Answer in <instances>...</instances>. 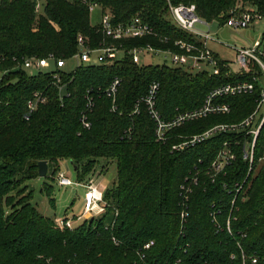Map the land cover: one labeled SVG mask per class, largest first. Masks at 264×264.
I'll return each instance as SVG.
<instances>
[{
    "label": "trees",
    "instance_id": "obj_1",
    "mask_svg": "<svg viewBox=\"0 0 264 264\" xmlns=\"http://www.w3.org/2000/svg\"><path fill=\"white\" fill-rule=\"evenodd\" d=\"M97 1L101 13H112L113 23L138 16L152 27L154 35L115 42L124 50L150 45L182 53L173 45L179 39L199 46L195 36L168 18V4H194L207 22L223 23L237 1L264 15V0ZM42 11L36 18L33 0H0V71L6 72L0 78V264H164L177 258L182 264H242V253L244 264H254L250 257L264 253V123L249 173L240 132L217 133L179 151L171 146L215 124L242 120L255 107L259 86L247 94L218 96V101L229 105L228 113L184 122L165 141H157L142 101L152 82L158 83L156 108L167 120L178 111L202 105L213 88L248 77L226 75L227 61L217 54L220 71L210 74L165 63L137 64L127 51L111 64L27 73L21 67L24 58L49 53L55 59L72 57L78 34L88 39L90 47L103 40L81 0H46ZM114 78L120 82L113 110L105 90ZM87 91L93 105L88 111L90 127L83 128L80 116L86 109ZM34 92H41L45 101L29 111L27 101ZM224 142L233 148L235 158L224 172L212 176L209 167ZM101 158L114 161L117 181L104 190L106 206L97 217L58 229L53 217L44 216L29 202L32 190L24 194L25 182L38 176L40 160L68 159L84 175ZM191 175H197L198 181L180 234L179 190ZM235 183H242L237 193ZM43 190L54 205L52 186L44 182ZM212 211L219 228L211 220ZM228 218L231 233L226 229ZM143 250L144 262L136 255Z\"/></svg>",
    "mask_w": 264,
    "mask_h": 264
},
{
    "label": "built area",
    "instance_id": "obj_2",
    "mask_svg": "<svg viewBox=\"0 0 264 264\" xmlns=\"http://www.w3.org/2000/svg\"><path fill=\"white\" fill-rule=\"evenodd\" d=\"M35 3V10L38 11L42 7L44 0H33ZM81 2L87 7L90 13L94 8H100L97 0H81ZM169 19L179 29L192 34L199 40L198 44L187 43L183 40H174L173 45L184 52L179 53L172 49H159L154 48L150 45L145 46H134L124 50L119 46H116L115 42H121L132 38H140L146 35H154L152 27L143 21L140 17L134 16L126 23H113L112 14L109 11L101 13L100 21L97 24L98 30L103 35V40L97 47H90L88 45V39L83 37L81 34L77 36V51L72 55L73 58L77 59L78 64H98L105 63L111 64L113 61L121 57L124 51H127L132 57L133 62L139 64V54L153 53L155 55H163L164 62L169 60L171 66H183L189 71H203L206 70L210 74H218L220 69L218 66V59L214 56V53L208 48L207 42L214 41L218 42L217 38L207 30H202L197 27V24H205L208 26V22L202 19L196 13L194 4H178L168 6ZM261 15L256 9L250 5H243L241 1H237L234 7L229 10V15L225 19L224 23L234 29L247 27L254 19H260ZM163 41V39H160ZM230 47V46H228ZM234 50V58L231 62L227 61L228 71L226 75L237 74L238 76H247V79L238 78L235 81L227 82L218 87L213 88L205 97L204 102L199 107L178 111L172 118L164 120L157 108L155 103V94L158 88V83L152 82L148 87V92L145 97L142 98L146 110L154 122V133L157 141H165L168 134L172 129L180 126L182 123L192 121L200 118L207 117L213 114H226L229 112L230 107L227 103L220 102L217 100L218 96L222 95H236V94H247L250 93L255 85L259 86V95L256 98V104L253 110L245 116L242 120L236 123H218L210 128L196 134L184 137L181 141L172 144L171 150H182L190 145L197 142H201L214 134L225 133V132H240L243 136L242 141V157L248 161V173L252 169L253 153L256 137L264 123V37L261 36L259 40H255L252 44L243 47H230ZM118 53H122L118 57ZM63 58L55 59L53 55L47 57H27L22 61V68H33L40 71V69L55 70L61 69L65 65ZM50 61H53L54 68L51 67ZM77 64V65H78ZM232 64L235 67H232ZM52 77L55 82L60 81L58 72H53ZM120 80L114 78L110 85L106 88L105 92L107 96L111 98L112 109H115L114 100L117 87ZM61 89V86H59ZM86 109L81 112L80 120L83 128L90 127V121L88 119V111L93 105L92 97L89 95V91L85 96ZM45 101V96L41 92H34L31 99L27 101V107L29 111L35 109L38 103ZM137 111V110H135ZM239 142L235 140V145ZM235 158V152L228 143L224 142L223 147L218 151L215 158L212 160L209 167L210 174L215 176L220 172H224L230 162ZM264 159V153L261 157ZM247 173V174H248ZM198 181L197 175H191L185 177L184 182L180 185L179 190V221H180V234L183 233V226L188 215L187 207L189 194L192 192L193 186ZM56 183L59 186L79 185L84 188L82 197V215H77L76 220H84L89 218L90 211L94 207H99L100 211H103L106 203L103 205V191L91 182L81 183L78 181H72L67 175L57 179ZM242 188V183H235L233 189L235 192H239ZM233 203V200H232ZM211 220L216 228H219V221L215 211L210 212ZM71 218L55 217L54 223L57 227H67L69 229L75 227L76 220ZM226 229L229 233V218L226 221ZM152 244V241L145 243L143 249H146ZM145 251L139 252V258L142 262L145 259ZM242 259L244 264V255ZM233 258V255H230ZM252 263L264 264V253L259 255H252L250 257ZM164 264H182L179 258L169 260L167 259Z\"/></svg>",
    "mask_w": 264,
    "mask_h": 264
},
{
    "label": "rangeland",
    "instance_id": "obj_3",
    "mask_svg": "<svg viewBox=\"0 0 264 264\" xmlns=\"http://www.w3.org/2000/svg\"><path fill=\"white\" fill-rule=\"evenodd\" d=\"M45 3L46 0L42 2V7L38 11L35 10V3H34V11L36 14V18L38 17V13L39 14L43 13L42 10ZM167 13L169 18V12ZM100 16H101V10L98 7L94 8L89 13L90 23L92 25L98 24L100 21ZM50 23L56 30L58 29L56 25H54L52 22ZM208 26L209 27H207V25L205 24H197L198 28L202 30L208 29V32H210L212 35H214L217 38L218 42H214V41L207 42L208 48L215 51L221 58L231 62L234 58V50L230 47L248 46L252 44L255 40H259L261 38L262 33L264 32V15H262L260 19H254L245 28L234 29L226 25L224 22L220 23L217 20L208 22ZM35 28L36 26L34 25L33 29ZM121 54L122 53H118V57ZM48 55H53V54L49 53ZM139 60H140L139 64H157V63L162 64L164 62L163 55L161 54L155 55L153 53L139 54ZM50 63H51V67L54 68L53 61H50ZM77 64H78L77 59L70 57L65 60V65L63 67V70L70 72L76 67ZM166 64L171 65L169 60H166ZM232 67H235V65L232 64ZM24 70L27 73H37L39 71L33 68H25ZM40 71L43 72L47 70L40 69ZM190 71L195 72L196 70H190ZM4 73L6 72L0 71V78L3 76ZM58 85L60 86V84ZM66 175L72 181H78L81 183L91 182L92 184L96 185L99 189H102L103 192L104 190H106V188L112 187V185H114V183H116L117 181L116 166L114 161L105 160L101 158L98 160V164L93 166L92 169L87 173H85L84 175H79V173L76 172V166L72 165L71 161L68 159H58L55 162L47 161L46 175L44 177L37 176L35 178L28 179L25 182V184L27 185V190L26 192H24V194H26L28 191L32 190V194L29 202L32 203L36 207V209L44 216L53 217V218L73 217L75 219L77 215H82V197H83L84 188L82 186L74 185V184L69 186H59L56 183L57 179H60ZM44 182L52 186V197L54 198V205L49 203V199L43 190ZM104 202L105 201L103 198V202H100V204L103 205ZM98 206L100 207L99 203ZM99 207H94V209L90 211L89 218L97 217L104 212V210L100 211ZM187 212L189 213L188 207H187ZM81 222L82 220H76V223L78 224ZM113 223L114 222L112 221L111 225ZM57 228L64 229L67 227H62V228L57 227ZM179 233H180V228H179ZM112 240L113 242L115 241V243H117L114 238H112ZM139 252L140 251L136 253L137 256H139Z\"/></svg>",
    "mask_w": 264,
    "mask_h": 264
},
{
    "label": "water",
    "instance_id": "obj_4",
    "mask_svg": "<svg viewBox=\"0 0 264 264\" xmlns=\"http://www.w3.org/2000/svg\"><path fill=\"white\" fill-rule=\"evenodd\" d=\"M37 170H38V176L44 177L47 172V161L46 160H40L37 162Z\"/></svg>",
    "mask_w": 264,
    "mask_h": 264
},
{
    "label": "crops",
    "instance_id": "obj_5",
    "mask_svg": "<svg viewBox=\"0 0 264 264\" xmlns=\"http://www.w3.org/2000/svg\"><path fill=\"white\" fill-rule=\"evenodd\" d=\"M214 54H217L215 51H213L212 49H210ZM218 55V54H217ZM219 56V55H218ZM219 58H221L220 56H219ZM223 59V58H222Z\"/></svg>",
    "mask_w": 264,
    "mask_h": 264
}]
</instances>
